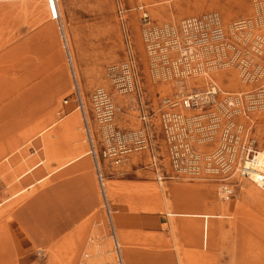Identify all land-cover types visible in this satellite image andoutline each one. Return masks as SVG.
Returning a JSON list of instances; mask_svg holds the SVG:
<instances>
[{"label":"rangeland","instance_id":"1","mask_svg":"<svg viewBox=\"0 0 264 264\" xmlns=\"http://www.w3.org/2000/svg\"><path fill=\"white\" fill-rule=\"evenodd\" d=\"M121 1L123 8L129 9L124 14V25L127 26L130 43L138 59L150 109L155 111L163 96H171L177 91H203L215 85L216 102L206 110H193L188 114L206 116L213 113L222 126L227 119L224 111L237 110L240 112H236L232 120L244 127H251L258 139L264 136V109H247L251 99L264 90V71L261 76L246 81L240 66L241 61L245 60L250 62L248 72L251 74L257 68L264 70V57L251 52L245 55L248 48L239 40L247 30L237 34L232 30L237 22L249 20L254 24V34L264 33V0H140L157 24L177 26L186 17L214 12L222 22L229 42L240 50H227L221 61L213 62L212 67L204 64V72L208 76L201 73L178 83L172 80L151 82L148 76L149 61L139 34L140 13L135 9L139 0ZM59 18L64 38H61V32L57 29L56 20ZM122 25L116 0H17L12 4L0 5V163L12 148L25 145L28 142L26 139L32 140L52 121L56 124L54 129L74 120H77L78 126L79 122L81 125L79 131L75 130L79 138H75L74 130H70L63 137L65 141L62 139L55 146H72L79 139L80 148L84 146L80 152L92 162L74 96L73 72L86 115L91 114L90 97L93 90L104 88L112 94L117 106L116 125L123 129L139 126L131 98L116 94L105 76V68L109 64L118 63L125 57ZM202 120L207 123L206 117ZM154 122L155 132L158 133V118ZM93 123L89 121L92 127ZM52 129L41 135L45 147V135ZM216 145L212 142L202 150H209ZM120 171L119 177L134 175L126 166ZM108 172L107 177L116 176L114 172ZM142 173L138 170L139 178ZM3 175L0 168V196L5 185ZM104 179L102 184L106 186L103 187L106 196L105 189L109 185L104 183ZM236 179L231 178V185L227 184V190L233 192L230 197L224 193L220 197V185L226 183L219 179L175 180L185 186L203 188L201 191L205 192L210 188L202 196L201 211L214 214L216 217L209 220L216 225L202 264H264V197L257 190L247 191ZM92 181L89 182L92 184ZM172 193L173 196L191 197L187 201H178L173 197L177 209L189 208V202H197L200 198L196 193L177 188ZM170 201V196L166 194V207L161 204L160 208L154 199V207L150 205L148 209L133 211V215L127 214L123 229L127 238L120 231L118 234L113 223V219L115 221L117 218L112 216L108 203L105 207L103 202L104 208L101 204L99 207L100 217L92 219L84 231L75 232L72 238L69 232H61L58 245L54 249H36L29 259L32 260L30 264H118L113 236L123 253V264H186L185 251L190 247L179 229V225L185 222L183 216H167L168 210H174ZM215 203L221 212L215 208ZM59 210L66 212L63 207ZM206 234L207 227L205 237ZM63 235L71 240H62Z\"/></svg>","mask_w":264,"mask_h":264},{"label":"built area","instance_id":"2","mask_svg":"<svg viewBox=\"0 0 264 264\" xmlns=\"http://www.w3.org/2000/svg\"><path fill=\"white\" fill-rule=\"evenodd\" d=\"M116 4L119 20L123 23L125 57L118 63L109 64L105 68V76L116 94L131 98L137 111L139 126L132 129L118 127L115 123L117 106L112 94L104 88H96L90 97V112L97 127L95 137L73 77L74 96L82 115L89 153L93 158L102 194L104 195L98 167L99 159L109 166H119L133 156L144 155L146 167L153 171L156 181H164L167 178L219 179L231 185V178H250L254 171L251 164L254 162L255 153L259 149L264 151V136L258 139L251 127H244L232 120L234 114L240 111H224L227 119L222 126L219 125V118L213 113L205 114L206 116L198 113L188 114L193 110H206L216 102V94H209L212 98L208 97L206 100L199 97L200 93H209L211 88L217 90L215 85H210L203 91H177L171 96L160 98L155 111L149 108L138 59L130 43L127 26L124 25V14L129 9L123 8L121 0H116ZM135 9L140 13L139 34L149 61L148 76L153 83L166 80L178 83L186 77L201 73L205 75L204 64L212 67L213 62L221 61L227 50L240 51L229 42L222 22L214 12L186 17L175 26L157 24L140 0ZM254 28V24L249 20L239 21L232 26L236 34L247 30L239 40L248 48L245 55L251 52L264 57V33L254 34ZM240 66L246 81L261 76L264 71L257 68L251 74L248 72L250 62L245 60L241 61ZM247 107L250 111L264 109V90L257 93ZM203 117H206L207 123L203 122ZM156 118L159 120L158 133L155 132ZM212 142L217 145L209 150H202ZM260 181L264 186V175L260 177ZM225 194L230 197L233 192L228 191ZM106 204L105 200V207ZM114 248L119 255L115 239Z\"/></svg>","mask_w":264,"mask_h":264},{"label":"crops","instance_id":"3","mask_svg":"<svg viewBox=\"0 0 264 264\" xmlns=\"http://www.w3.org/2000/svg\"><path fill=\"white\" fill-rule=\"evenodd\" d=\"M16 1H0V5L12 4ZM56 21H58L57 29L59 33L61 32V38H64L60 18ZM72 76L75 78L74 72ZM90 115H86L88 123L92 120V115ZM93 125V127L91 124L89 126L94 136L97 137V127L94 123ZM80 127L79 122V127L73 131L75 138H79L75 130L79 131ZM41 140V135H35L32 140L26 139L28 142L25 145L20 144L17 145L18 147L12 148L0 163L5 184L4 190H2L3 194L0 196L2 199L0 200V264H22L26 262L30 264L32 260L29 261V259L36 249L45 248L47 250L46 247H50V249L53 247L54 249V246L58 245V236L61 232H69L72 238L75 232L84 231L92 219L100 217L99 207L100 204L103 207V202L105 204L106 199L112 216L117 218L115 221L113 219V223L118 234L120 231L127 238L123 230L125 229L127 214L133 215V211L139 208L148 209L150 205L154 207V199L160 208L161 204L166 207V194L170 196L171 206L174 209L173 212L168 210L167 216L171 218L183 216L185 222L179 225V229L183 232L185 243L190 247L185 251L186 264H202L216 225L209 220L216 217L214 214L201 211L203 207L202 196L206 195L210 188L206 192L201 191L203 188L185 186L175 182L176 179L174 178L156 181L153 171L146 167V157L136 155L119 166H109L104 160L99 159L98 167L103 179L109 174L108 170L116 175L104 179V183L109 185L105 189L106 196H104L98 184L92 156L91 163L85 159V155L79 159L71 160L84 148L67 149L56 145L49 152ZM83 142L85 141L83 140ZM28 145L30 146L28 147ZM123 166L134 173L133 177H119L122 172L118 171ZM138 170L143 172L140 174L141 178H139ZM89 181H92V184ZM239 182L242 183V181ZM175 188L184 192L196 193L200 198L197 202H189L191 203L189 208L177 209L172 193ZM47 199H49L48 202ZM215 205V208L219 210L216 203ZM61 207L66 212H59ZM104 210L106 211V208ZM169 213L171 214L169 215ZM202 215L205 217H201ZM59 216L62 218L59 219ZM206 227L208 234L205 237ZM61 239L64 241L71 240L64 235ZM114 239L116 240L115 236H113V245ZM130 241L132 240L130 239ZM115 253L121 262L123 253L121 252L120 256L119 249V255L116 251Z\"/></svg>","mask_w":264,"mask_h":264},{"label":"bare ground","instance_id":"4","mask_svg":"<svg viewBox=\"0 0 264 264\" xmlns=\"http://www.w3.org/2000/svg\"><path fill=\"white\" fill-rule=\"evenodd\" d=\"M204 76H208V75L205 73ZM186 79L189 80V78H187V77H186ZM209 94H217V90L215 88H211V89H209V93L208 92L200 93L199 94V97H201L204 100H206V98H208V97L212 98V95H209ZM50 117H51V113H50ZM76 123H77V120H74V121L69 122L68 124L65 123L64 125H62L60 127H57V128L52 129L56 125L54 123V121H52V123L50 125H48V126L46 125L47 126L46 128L41 129L40 132L37 135L38 136L39 135H43L47 130H49L50 128L52 129L50 133H48L47 135H45L46 142H47L46 143L47 144L46 145V149H47V151L51 152V150L54 149L55 144L56 143L58 144L59 141L63 139V137L66 135L67 132L69 133L70 130L72 131L75 128L79 127L77 125L78 123L77 124ZM63 141H65V140L63 139ZM77 142H79V139H76L75 140L74 145L69 146V145L65 144L64 145L65 147L62 146L61 148L78 149V148L81 147V144H78ZM82 156H84L82 154V152H79L71 160H73V159H79ZM251 166L254 168V171L250 174V178L240 177V178H237V182L242 181L243 188H245L247 191L250 190V189L257 190V191L261 192L262 193V196L264 197V186H262L261 181H260V177L262 175H264V151H263V149H259L255 153L254 162L251 164ZM227 186H228L227 184L220 185V188L222 189V191H219V195H221L220 197L224 196V194L228 192ZM177 193H176V195H177ZM181 196L182 197H180V196L177 195V196H174V197L178 201L179 200H181V201H187V200H190L191 199V197H187V196H184V195H181ZM170 214L171 213H169V215ZM196 216H200V215H196ZM201 217H205V216L202 215ZM117 245H118V249H119L120 256H121L120 245L118 244V242H117ZM97 254H99V253H97ZM120 260H121V262H119L118 264H123L122 257H121Z\"/></svg>","mask_w":264,"mask_h":264}]
</instances>
